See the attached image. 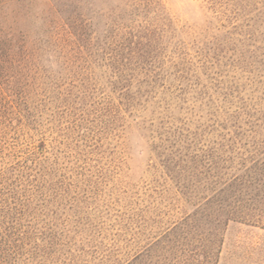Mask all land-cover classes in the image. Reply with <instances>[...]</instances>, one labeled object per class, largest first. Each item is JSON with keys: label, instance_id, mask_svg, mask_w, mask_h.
Returning <instances> with one entry per match:
<instances>
[{"label": "trees", "instance_id": "obj_1", "mask_svg": "<svg viewBox=\"0 0 264 264\" xmlns=\"http://www.w3.org/2000/svg\"><path fill=\"white\" fill-rule=\"evenodd\" d=\"M10 1L0 264H219L230 222L264 232V0H198L202 23L163 0L56 10L48 41Z\"/></svg>", "mask_w": 264, "mask_h": 264}, {"label": "rangeland", "instance_id": "obj_2", "mask_svg": "<svg viewBox=\"0 0 264 264\" xmlns=\"http://www.w3.org/2000/svg\"><path fill=\"white\" fill-rule=\"evenodd\" d=\"M168 10L188 23H202L203 14L198 0H163ZM133 0H11L3 11L16 12L14 22L9 23L25 32L29 40L48 41L60 26L61 16L54 13L64 10L62 16L76 13L91 15L96 12L124 11L135 7ZM72 13V14H70ZM7 22V23H8ZM62 22V19H61ZM132 177L139 178L144 157L137 153L140 146L137 138L130 142ZM264 241V232L240 223L230 222L224 233V242L219 264H264V251L249 247L255 241Z\"/></svg>", "mask_w": 264, "mask_h": 264}]
</instances>
